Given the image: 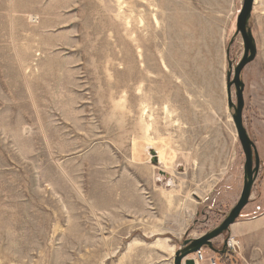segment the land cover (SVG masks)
<instances>
[{
    "label": "rangeland",
    "instance_id": "rangeland-1",
    "mask_svg": "<svg viewBox=\"0 0 264 264\" xmlns=\"http://www.w3.org/2000/svg\"><path fill=\"white\" fill-rule=\"evenodd\" d=\"M242 4L0 0V264H174L220 227L244 186L227 91ZM249 29L243 123L260 171L213 244L244 239L239 264H264V0Z\"/></svg>",
    "mask_w": 264,
    "mask_h": 264
},
{
    "label": "water",
    "instance_id": "water-1",
    "mask_svg": "<svg viewBox=\"0 0 264 264\" xmlns=\"http://www.w3.org/2000/svg\"><path fill=\"white\" fill-rule=\"evenodd\" d=\"M255 2L256 0H243L242 8L238 14L236 22V35H241L243 39L244 57L236 67L233 79L230 74L227 82L229 105L234 111L232 117L245 156L243 190L237 205L233 208L220 227L200 238L188 239L183 242L182 247L175 253L174 264H196L192 256L202 249H208L216 254L227 253V241L224 243L222 250L216 249L213 241L222 236L224 233H229L231 227L241 217L244 209L250 203L252 189L260 171V157L256 144L250 139L243 123L245 85L241 80L243 70L255 61L258 52L252 31L249 29V22L253 14ZM233 86L236 89V104L232 101ZM151 156V163L153 165H158L159 159L154 150H151Z\"/></svg>",
    "mask_w": 264,
    "mask_h": 264
},
{
    "label": "crops",
    "instance_id": "crops-1",
    "mask_svg": "<svg viewBox=\"0 0 264 264\" xmlns=\"http://www.w3.org/2000/svg\"><path fill=\"white\" fill-rule=\"evenodd\" d=\"M214 247H216L215 244H214ZM220 250H222V248H220ZM249 250L250 249L247 248V246L245 245L244 239L242 240V244L240 242V251H239L237 259L231 257L233 253H231L229 250H227V253L225 254H216V253L209 251L208 249H205L204 251H205L207 259L202 264H210L209 259L214 258V257L218 260V264H239L240 260H244L245 258H248Z\"/></svg>",
    "mask_w": 264,
    "mask_h": 264
},
{
    "label": "built area",
    "instance_id": "built-area-1",
    "mask_svg": "<svg viewBox=\"0 0 264 264\" xmlns=\"http://www.w3.org/2000/svg\"><path fill=\"white\" fill-rule=\"evenodd\" d=\"M227 247L231 253L237 254L240 249V242L236 241L234 237L227 240ZM196 264H202L207 258L204 249L198 251L192 256ZM210 264H218V260L214 257L209 259Z\"/></svg>",
    "mask_w": 264,
    "mask_h": 264
},
{
    "label": "bare ground",
    "instance_id": "bare-ground-1",
    "mask_svg": "<svg viewBox=\"0 0 264 264\" xmlns=\"http://www.w3.org/2000/svg\"><path fill=\"white\" fill-rule=\"evenodd\" d=\"M153 9V8H152ZM147 15V14H146ZM142 23V22H141ZM138 46V45H137ZM6 54V53H5ZM1 57V56H0ZM50 63H51V61H50ZM121 63V62H120ZM53 64V63H52ZM6 65V64H5ZM62 68H64V67H62ZM56 69V68H55ZM58 70V69H57ZM62 70V69H61ZM52 73V72H51ZM68 73V72H67ZM65 74V73H64ZM66 75V74H65ZM59 77V76H58ZM61 80V79H60ZM57 81V80H56ZM59 88V87H58ZM70 92V91H69ZM17 107V106H16ZM145 109V108H144ZM64 111V110H63ZM146 111H147V109H146ZM144 112V111H143ZM143 115H144V113H143ZM147 115V114H146ZM44 117V116H43ZM151 117V116H150ZM19 125V124H18ZM24 137V136H23ZM14 143V142H13ZM21 148V147H20ZM20 151V150H19ZM155 152L157 153V157H158V159H159V163H163V159L164 158H162L163 157V151L162 150H155ZM23 153V152H22ZM148 153V152H147ZM149 162V161H148Z\"/></svg>",
    "mask_w": 264,
    "mask_h": 264
}]
</instances>
